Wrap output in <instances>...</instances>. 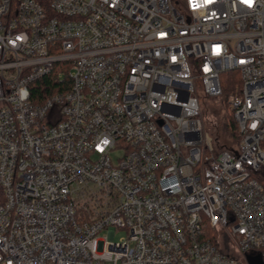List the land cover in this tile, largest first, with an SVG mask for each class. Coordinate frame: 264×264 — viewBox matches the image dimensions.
I'll return each mask as SVG.
<instances>
[{
    "label": "built area",
    "instance_id": "2783aa9c",
    "mask_svg": "<svg viewBox=\"0 0 264 264\" xmlns=\"http://www.w3.org/2000/svg\"><path fill=\"white\" fill-rule=\"evenodd\" d=\"M233 72L215 150L202 99ZM258 257L264 0H0V264Z\"/></svg>",
    "mask_w": 264,
    "mask_h": 264
},
{
    "label": "rangeland",
    "instance_id": "374dc122",
    "mask_svg": "<svg viewBox=\"0 0 264 264\" xmlns=\"http://www.w3.org/2000/svg\"><path fill=\"white\" fill-rule=\"evenodd\" d=\"M227 117H231L230 107L228 103H224L220 99H207L203 102V120L204 131L213 140L215 150H221L222 148H231L236 144V140L232 131L227 128ZM121 152L113 153L114 159L121 157ZM108 235V232H104L100 237L104 238ZM125 231H115L114 239L119 241L125 238Z\"/></svg>",
    "mask_w": 264,
    "mask_h": 264
},
{
    "label": "trees",
    "instance_id": "16d2710c",
    "mask_svg": "<svg viewBox=\"0 0 264 264\" xmlns=\"http://www.w3.org/2000/svg\"><path fill=\"white\" fill-rule=\"evenodd\" d=\"M223 80V90H224V94L221 98H219L220 100H223L224 103H228V96L230 94H232L235 90H236V87H240L241 85V80H240V77H239V74L237 72H233V73H228V74H225L222 78ZM41 84H44V87L43 88V91L46 92V93H50L52 92V90H54V87H49V85L51 84V81L48 79V80H44L41 82ZM209 98H206L204 97L202 99V104L204 102V100H207ZM229 105V104H228ZM230 107V106H229ZM230 113H231V117H227V120H228V124L226 125L227 128H229L232 133H233V136L236 140V144L233 146L235 147L238 142H239V136H238V132H237V123H236V120H235V116H234V112L230 109ZM231 147V148H233ZM231 148H227V149H231ZM223 149V148H222Z\"/></svg>",
    "mask_w": 264,
    "mask_h": 264
},
{
    "label": "water",
    "instance_id": "95a60500",
    "mask_svg": "<svg viewBox=\"0 0 264 264\" xmlns=\"http://www.w3.org/2000/svg\"><path fill=\"white\" fill-rule=\"evenodd\" d=\"M250 264H263L262 261H261V258L258 257L256 259H251L250 260Z\"/></svg>",
    "mask_w": 264,
    "mask_h": 264
},
{
    "label": "snow or ice",
    "instance_id": "6c2138e0",
    "mask_svg": "<svg viewBox=\"0 0 264 264\" xmlns=\"http://www.w3.org/2000/svg\"><path fill=\"white\" fill-rule=\"evenodd\" d=\"M208 3H211V0H207ZM245 2L250 3V0H245Z\"/></svg>",
    "mask_w": 264,
    "mask_h": 264
}]
</instances>
